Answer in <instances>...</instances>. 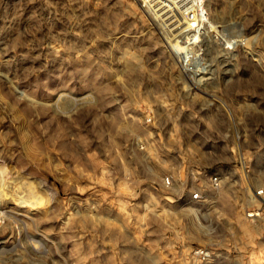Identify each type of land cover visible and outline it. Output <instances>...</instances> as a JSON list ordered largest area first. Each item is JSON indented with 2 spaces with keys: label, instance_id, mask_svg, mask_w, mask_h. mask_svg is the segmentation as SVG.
<instances>
[{
  "label": "rangeland",
  "instance_id": "1",
  "mask_svg": "<svg viewBox=\"0 0 264 264\" xmlns=\"http://www.w3.org/2000/svg\"><path fill=\"white\" fill-rule=\"evenodd\" d=\"M210 9L239 44L201 86L157 5L0 0V264H264V0ZM178 148L225 181L205 222L162 186Z\"/></svg>",
  "mask_w": 264,
  "mask_h": 264
},
{
  "label": "built area",
  "instance_id": "2",
  "mask_svg": "<svg viewBox=\"0 0 264 264\" xmlns=\"http://www.w3.org/2000/svg\"><path fill=\"white\" fill-rule=\"evenodd\" d=\"M142 1L144 4L157 5L159 15L167 26L173 29L180 27V37L174 50L185 81L189 84L199 83L202 86L210 80L209 52L213 45L232 52L239 44V40L228 37L223 28L213 25L210 0ZM177 47H182V52H177ZM155 116L152 108L147 115V123L154 122ZM161 164L164 168L162 186L181 195L180 199L186 201L185 212L195 216V222H205L212 215L211 210H216L217 198L224 191L225 181L220 172L194 154L189 155L183 148L164 155ZM251 194L254 203L244 210V218L249 223L264 221V187L252 189ZM198 253L207 260L214 262L216 259L203 249L198 250Z\"/></svg>",
  "mask_w": 264,
  "mask_h": 264
},
{
  "label": "bare ground",
  "instance_id": "3",
  "mask_svg": "<svg viewBox=\"0 0 264 264\" xmlns=\"http://www.w3.org/2000/svg\"><path fill=\"white\" fill-rule=\"evenodd\" d=\"M176 51H177V52H182V47H177V48H176Z\"/></svg>",
  "mask_w": 264,
  "mask_h": 264
}]
</instances>
